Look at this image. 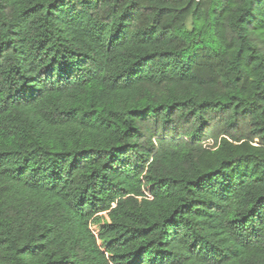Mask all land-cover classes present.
I'll use <instances>...</instances> for the list:
<instances>
[{
    "label": "trees",
    "instance_id": "1",
    "mask_svg": "<svg viewBox=\"0 0 264 264\" xmlns=\"http://www.w3.org/2000/svg\"><path fill=\"white\" fill-rule=\"evenodd\" d=\"M0 264H264V0H0Z\"/></svg>",
    "mask_w": 264,
    "mask_h": 264
},
{
    "label": "built area",
    "instance_id": "2",
    "mask_svg": "<svg viewBox=\"0 0 264 264\" xmlns=\"http://www.w3.org/2000/svg\"><path fill=\"white\" fill-rule=\"evenodd\" d=\"M92 231L94 232L95 235H97V232H98L97 228L95 229L92 228Z\"/></svg>",
    "mask_w": 264,
    "mask_h": 264
},
{
    "label": "rangeland",
    "instance_id": "3",
    "mask_svg": "<svg viewBox=\"0 0 264 264\" xmlns=\"http://www.w3.org/2000/svg\"><path fill=\"white\" fill-rule=\"evenodd\" d=\"M92 228L95 229V228H97V227H96V226H92ZM97 230H98V228H97Z\"/></svg>",
    "mask_w": 264,
    "mask_h": 264
}]
</instances>
